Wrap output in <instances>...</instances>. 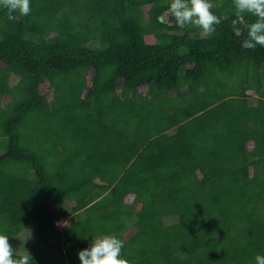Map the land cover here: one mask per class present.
<instances>
[{
    "label": "trees",
    "instance_id": "1",
    "mask_svg": "<svg viewBox=\"0 0 264 264\" xmlns=\"http://www.w3.org/2000/svg\"><path fill=\"white\" fill-rule=\"evenodd\" d=\"M211 2L210 35L169 0L0 9V233L34 232V264L104 235L128 264L264 255V47H241L257 17Z\"/></svg>",
    "mask_w": 264,
    "mask_h": 264
},
{
    "label": "clouds",
    "instance_id": "2",
    "mask_svg": "<svg viewBox=\"0 0 264 264\" xmlns=\"http://www.w3.org/2000/svg\"><path fill=\"white\" fill-rule=\"evenodd\" d=\"M238 17L245 13L257 17L254 23L246 25L248 35L241 42L244 49L264 47V0H233ZM211 0H169L168 11L174 17L176 25L198 27L205 34H212L221 23L213 11ZM0 9H6L9 19L13 14L27 16L31 12L30 0H0ZM124 242L115 235H104L92 239L90 245L78 252L80 264H128L122 256ZM255 264H264V255L254 257ZM0 264H34L25 250L18 252L9 243V236L0 233Z\"/></svg>",
    "mask_w": 264,
    "mask_h": 264
},
{
    "label": "rangeland",
    "instance_id": "3",
    "mask_svg": "<svg viewBox=\"0 0 264 264\" xmlns=\"http://www.w3.org/2000/svg\"><path fill=\"white\" fill-rule=\"evenodd\" d=\"M167 16H165L163 18V20H166ZM55 210H57V207H53ZM174 222V220L172 219H167L165 220V225H169L172 224ZM66 223L65 220H62L60 223H58L56 225V228L60 229L64 226V224ZM129 236V233L124 235V240H126ZM36 240V235L34 232L31 231H26L23 232L22 234L19 235L18 240L14 243V247L15 249H17L18 251H20L21 249L24 250V246H28V248L32 247L33 243ZM26 250V249H25ZM24 250V251H25Z\"/></svg>",
    "mask_w": 264,
    "mask_h": 264
}]
</instances>
